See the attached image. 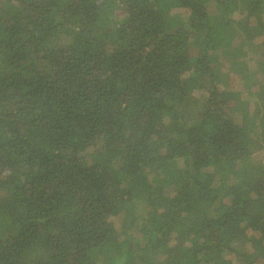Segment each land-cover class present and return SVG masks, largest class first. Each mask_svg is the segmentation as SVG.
Wrapping results in <instances>:
<instances>
[{
    "label": "trees",
    "instance_id": "1",
    "mask_svg": "<svg viewBox=\"0 0 264 264\" xmlns=\"http://www.w3.org/2000/svg\"><path fill=\"white\" fill-rule=\"evenodd\" d=\"M0 264H264V0H0Z\"/></svg>",
    "mask_w": 264,
    "mask_h": 264
},
{
    "label": "rangeland",
    "instance_id": "2",
    "mask_svg": "<svg viewBox=\"0 0 264 264\" xmlns=\"http://www.w3.org/2000/svg\"><path fill=\"white\" fill-rule=\"evenodd\" d=\"M118 13H119V10H118Z\"/></svg>",
    "mask_w": 264,
    "mask_h": 264
}]
</instances>
